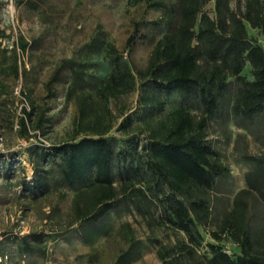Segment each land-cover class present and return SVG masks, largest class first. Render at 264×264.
Here are the masks:
<instances>
[{
	"label": "trees",
	"instance_id": "obj_1",
	"mask_svg": "<svg viewBox=\"0 0 264 264\" xmlns=\"http://www.w3.org/2000/svg\"><path fill=\"white\" fill-rule=\"evenodd\" d=\"M211 1L150 2L151 7L163 10L166 31L143 69L135 70L112 41H93L95 50L105 51L110 71L94 90L79 92V116L71 139L28 148L34 173L31 181L24 182L25 195L38 198L52 185H64L75 193L73 208L82 223H97L125 205L150 215L149 226L165 224L183 231L189 243L157 248L163 264H264V157L244 153L241 157L253 164L245 173V187L235 194L219 229L211 233L221 240L230 230L240 250L231 253L211 243L209 257L200 260L196 255L201 241L198 225L211 223L213 194L219 180L229 173L208 139L209 122L221 113L228 95L235 94L233 116L264 143V43L254 42L247 29L249 23L264 32V2L247 0L244 11L231 12L230 25L224 16L228 0H215L216 18L203 11ZM20 2L38 6L32 0ZM21 47L26 49V43ZM62 65L71 72L66 89L70 98L88 81L87 71L81 60L65 59ZM248 65L251 80L243 75ZM60 71L46 83L52 96L56 95L52 84L59 81ZM136 90L140 92L136 115L125 105L119 110L124 118L118 131L126 135L127 144L117 150V141L109 136L117 118L111 104ZM174 94L179 104L167 109ZM193 107L199 116L191 111ZM44 122L40 116L37 127ZM21 129L28 136L25 118H21ZM250 195L257 197V204L250 206ZM155 201L162 206L158 217L151 214ZM44 241V234L31 232L21 237L18 249L45 253ZM124 258L120 256L115 264Z\"/></svg>",
	"mask_w": 264,
	"mask_h": 264
},
{
	"label": "rangeland",
	"instance_id": "obj_2",
	"mask_svg": "<svg viewBox=\"0 0 264 264\" xmlns=\"http://www.w3.org/2000/svg\"><path fill=\"white\" fill-rule=\"evenodd\" d=\"M32 1L37 8L20 0H0V32H4L0 34V257L7 256L0 264H115L120 256H125L121 264H163L157 248L179 241L189 243L183 231L165 224L149 226L150 215L125 205L110 211L97 223H82L73 208L75 193L64 185H52L49 192L38 198L24 192V182L31 181L34 173L28 148L34 144L48 147L71 139L79 116V92L94 90L110 71L105 51L95 50L93 41L96 38L112 41L135 70L145 68L151 50L166 31L163 10L149 5L161 0ZM246 1L228 0L224 16L230 25L231 12L244 11ZM203 11L216 18L215 0ZM247 29L254 42L264 43L262 30L252 28L249 23ZM22 42L26 43V49L21 47ZM69 58L84 62L88 80L70 98L66 89L71 83V72L62 65ZM58 68L60 79L52 84L56 92L52 96L46 83ZM243 75L249 80L253 78L249 65ZM139 96L136 90L120 103L111 104L117 118L109 136L117 141V150L127 144L126 135L118 131L124 118L119 110L125 105L134 115ZM234 98V93L228 95L221 113L209 122L208 139L229 173L219 180L213 194L211 223L198 225L199 259L210 256L211 243L220 244L231 253L240 250L230 230L221 240L211 233L219 229L232 208L235 194L245 187V173L253 164L241 154L264 157V143L255 138L251 127L233 116ZM178 104V96L174 94L167 109ZM191 111L200 115L195 107ZM40 116L45 122L38 128ZM21 118L27 121L28 136L21 129ZM261 128L264 130V117ZM114 183L117 188L120 186L117 168ZM247 201L253 206L257 197L250 195ZM161 208L155 201L151 214L160 216ZM31 232L44 234L41 245L45 253L19 251L21 237Z\"/></svg>",
	"mask_w": 264,
	"mask_h": 264
},
{
	"label": "built area",
	"instance_id": "obj_3",
	"mask_svg": "<svg viewBox=\"0 0 264 264\" xmlns=\"http://www.w3.org/2000/svg\"><path fill=\"white\" fill-rule=\"evenodd\" d=\"M7 258V256L0 257V261H4Z\"/></svg>",
	"mask_w": 264,
	"mask_h": 264
}]
</instances>
